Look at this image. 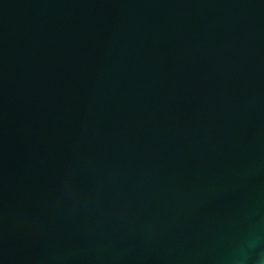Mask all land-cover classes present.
Masks as SVG:
<instances>
[{"label": "water", "instance_id": "water-1", "mask_svg": "<svg viewBox=\"0 0 264 264\" xmlns=\"http://www.w3.org/2000/svg\"><path fill=\"white\" fill-rule=\"evenodd\" d=\"M0 264H264V0H0Z\"/></svg>", "mask_w": 264, "mask_h": 264}]
</instances>
